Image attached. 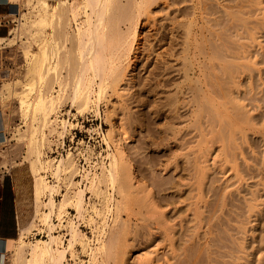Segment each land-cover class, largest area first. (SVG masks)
Listing matches in <instances>:
<instances>
[{
	"label": "bare ground",
	"instance_id": "6f19581e",
	"mask_svg": "<svg viewBox=\"0 0 264 264\" xmlns=\"http://www.w3.org/2000/svg\"><path fill=\"white\" fill-rule=\"evenodd\" d=\"M9 1L18 6L16 25L10 31L11 43L20 40L25 69L22 78H12V81L0 86V102L4 103L6 100L16 102L17 117L23 129L16 130L14 138L20 142L17 145L23 147V152L18 157L20 161L15 162L17 157L15 158V154L12 156L13 150L10 152V149H3V145L10 138L5 137L7 126L2 119L0 173L3 169L10 171L14 165H27V172L31 177V210L29 219L18 227L16 239L8 243L10 252L8 264H68V256L73 264H123V239L127 223L122 217L128 214L133 202L134 204L140 202V197L134 192L135 188L133 190L123 149L120 145H114L116 149L112 150L110 148L112 134H101L107 151L103 157L106 163L99 164L98 173L78 166L70 152L51 158L44 151L51 142V136L57 138L59 145H63L69 129L77 126L70 122V117L75 116L68 111L65 119H59V109L63 103L67 102L71 109L75 108L73 110H76V115L80 117L89 112L98 115L95 104L119 83L125 72L124 64L130 62L129 56L138 38L137 18L151 12L149 10L152 6L161 3L160 1L163 3L164 0ZM261 4L260 0H255L256 10L263 13ZM20 7L26 11H19ZM208 8L202 5V15H208ZM236 8L234 7L235 10ZM242 12L225 14L223 22L213 20L215 23L210 24L209 28L205 27L206 30L203 28L196 30L198 37L194 35L191 23L184 24L186 27L182 25L185 27L184 44L189 47L193 41L195 56L202 57L197 66L195 82L187 88L194 98L196 108L194 123L199 127L195 129L199 135L196 136L205 143L208 142L210 146L214 140H218L221 146L217 151L223 157L232 154L231 160L225 161L228 163L231 177L235 179L239 178V165L235 153H230L231 147L235 148V133L243 132L247 128L251 130L257 123L264 124V111L262 110L258 117L251 116L243 104L248 92L238 89L241 86V75L244 71L251 72L255 65L250 55L251 49L259 45L253 32L247 33L245 37L241 36V28L246 25L241 18ZM80 16L82 20L79 19ZM259 21L264 28V16ZM206 22L208 24L210 20L206 19ZM122 25L125 26L124 29ZM241 40L246 42L243 43ZM3 41L4 39L0 38V45ZM183 65H186L187 70L191 62H185ZM250 80L251 78L248 84ZM18 86L20 89H17ZM257 109L261 108L258 106ZM210 149L206 148L204 152L207 153ZM91 152V149L86 147L84 154H81L86 163ZM206 153L198 155L196 160L193 157L192 160L199 162ZM101 156L99 155L100 158ZM202 162L204 160L200 164ZM203 169L204 167L197 166L196 177L200 184L204 178ZM47 176L55 181H49ZM200 186H197L199 196L203 194ZM86 194H90L89 201L86 200ZM56 196L59 197L58 200L54 198ZM212 204L208 205L211 207ZM199 207L196 206L197 213L201 210ZM213 207L215 208V204ZM246 207L250 210V205L247 204ZM68 210L75 212L74 218L87 223L91 236H86L73 219L68 217ZM197 217L199 216L195 218ZM210 217H206L208 222ZM162 224L163 227L166 226L165 222ZM163 229L165 228H159L160 236L164 241L165 239L169 241L171 264L199 263L197 262L200 260L199 252L195 258L194 251L193 253L186 251V248H181V244L173 243L175 235ZM35 230L44 232L46 237L28 240L29 235ZM60 231H65L68 238L64 239ZM207 231H210L212 237L218 229L215 232L210 229ZM216 233L210 239L211 244L218 247V243L222 244L221 240L224 243L226 241L222 237V239L217 237L220 232ZM76 246L79 248L78 253ZM223 246L217 249L225 248ZM179 251L180 254L177 253ZM81 254L87 260L79 259ZM208 255L210 257V254ZM155 258L146 257L142 262L170 264L166 260L162 263L161 257V260ZM209 259L210 261L207 260L211 262L213 258Z\"/></svg>",
	"mask_w": 264,
	"mask_h": 264
},
{
	"label": "rangeland",
	"instance_id": "374dc122",
	"mask_svg": "<svg viewBox=\"0 0 264 264\" xmlns=\"http://www.w3.org/2000/svg\"><path fill=\"white\" fill-rule=\"evenodd\" d=\"M260 1L264 9V0ZM160 2L151 7L149 10L151 12H147L148 15L138 17L136 20L138 23L135 21L138 38L130 53V62L124 64L125 72L119 83L95 104L98 115L89 112L80 117L76 115V110H73L75 108L71 109L67 102L63 103L59 109V119H65L68 111L75 116L70 117V122L77 126L69 129L63 145H59L57 138L51 136V142L44 152L52 158L57 154H50V149L54 150V146L62 148L59 151V153L62 152L61 155L70 152L74 160L77 162L76 159H78L80 162V164L77 162L78 166L98 173L99 164L106 163L103 157L107 151L101 134H112L110 142L112 150L115 151L116 145H120L123 149L133 190L135 188V194L140 197L139 204L133 202L128 214L122 217L127 223L123 239V264H143L142 261L146 257L147 259L161 257L162 263L169 261L171 264L169 241L161 239L159 228H165L163 230L167 233L175 235L173 243L181 244L183 246L181 248H186V251L192 253L194 251L195 258L200 253L198 264L212 262H215L212 264H264V124L257 123L251 130L245 129L243 131L245 134L235 133V148L232 149L230 146V153H235L237 158L239 178L231 177L225 160H231L232 154L225 158L217 151L221 146L218 140H214L210 146L208 142L205 143L203 139L197 137L199 135L195 129L199 127H196L197 124L194 123L196 109L194 98L187 88L195 82L197 66L202 57L195 56L193 41L189 47L184 44L183 36L187 23L193 25L194 35L198 37L195 32L199 28L206 30L215 21L223 22L226 18L225 14L243 11L241 18L246 25L241 28V36L245 37L247 33L253 32L259 45L251 49L250 55L255 65L251 72L244 71L241 75L242 79L239 80L241 86L238 89L248 92L242 103L246 105V110L251 116L258 117L259 113L264 111V28L259 24L264 11L262 13L256 10L255 0H164L163 3ZM202 5L209 7L207 16L202 15ZM234 7H237L236 10ZM19 11L23 12L26 9L20 7ZM79 19L82 20V17L80 16ZM206 19L210 20V23L207 24ZM12 20L10 29L16 25L15 17ZM123 27L125 26L122 25ZM11 39L12 35L4 39L5 41L0 45V86L12 81V78H22L25 69L20 40H16L13 44ZM241 42L244 43L246 40ZM185 62H191L187 70L186 65H183ZM249 78L251 80L248 84ZM17 89L20 87L18 86ZM0 106V116L2 114L0 121L2 122L3 119L7 126L5 137L10 138L3 145V149H10V152L13 150L12 156L14 157L15 154V158L17 157L13 159L19 162L18 157L22 154L23 147L17 145L20 142L14 137L16 130L23 128L17 117L16 102L6 100L4 103L0 102ZM258 106L261 109H257ZM86 147L93 152L89 156L88 163L79 158L82 153L84 154ZM206 148L210 149L209 153L204 152ZM204 153H206L205 157L195 162L196 157ZM239 153L241 155H238ZM99 155H102L101 158ZM193 157L195 160H192ZM203 160L201 165L200 162ZM197 166L204 167V178L200 181L201 184L196 177ZM9 172L27 191V202L30 208L31 177L27 172V165H14L10 171L3 169L0 180ZM79 179L76 178V180ZM54 181L51 178V182ZM199 185L203 191L201 196L197 193ZM61 190L64 193L63 188ZM85 196L87 201L91 199L90 194ZM54 198L59 199L57 196ZM207 203L210 205L214 203L215 208L214 204L210 207ZM247 204L250 205V210L246 207ZM196 206H200L199 209H201L198 213ZM68 212L71 215L75 214L71 210ZM197 215L199 217L195 218ZM209 216H211L210 222L207 220ZM94 218L99 217L94 216ZM163 222L166 225L164 227ZM157 223L160 227L156 225ZM215 228L218 229L217 233L220 232L219 236H215L219 239L222 237L226 241L224 243L221 240V245L225 248L217 249L221 246L220 243L218 247L211 244V239L216 233ZM207 229L215 232L212 237ZM8 247L7 245L5 248V264L10 262ZM75 249L78 253L79 248L76 246ZM213 249L217 251L214 252ZM206 252L210 254L211 259L213 258L211 262ZM177 253L180 254V251ZM79 257L83 261L87 260L82 254ZM67 259L68 264H73L69 256ZM164 260L166 261L163 262Z\"/></svg>",
	"mask_w": 264,
	"mask_h": 264
},
{
	"label": "crops",
	"instance_id": "0c3cea01",
	"mask_svg": "<svg viewBox=\"0 0 264 264\" xmlns=\"http://www.w3.org/2000/svg\"><path fill=\"white\" fill-rule=\"evenodd\" d=\"M13 4L9 0H0V38L11 35L12 18L18 14V6ZM13 177L9 172L0 180V264H5L6 245L16 239L18 227L30 217L27 191Z\"/></svg>",
	"mask_w": 264,
	"mask_h": 264
},
{
	"label": "built area",
	"instance_id": "2783aa9c",
	"mask_svg": "<svg viewBox=\"0 0 264 264\" xmlns=\"http://www.w3.org/2000/svg\"><path fill=\"white\" fill-rule=\"evenodd\" d=\"M60 147H62V146H60ZM53 148H54V150L51 151V152H49L50 154H57L56 156L62 154V152L59 153V151L62 150V148L60 149L59 147H55V146H54ZM63 152H64V150H63ZM58 153H59V154H58ZM77 155H78V154H77ZM56 156H54V157H56ZM75 156H76V155H75ZM76 157H77V156H76ZM79 158H82V157L79 156ZM76 160H77V162L80 164V162L78 161V159H76ZM47 179L51 181V178H50L49 176H47ZM69 211H70V210H69ZM71 211H72V210H71ZM72 212H73V211H72ZM68 217H70L71 219H73V221L78 225V228H79L80 230H82L83 232L86 231V232H84V233L88 234V236H91L90 229H89L88 226H86V224H87L86 222H84V221H82V220H78L77 218H74V215H71L70 212H69ZM54 223L57 224V221L54 220ZM60 234H61V236H63L64 239H67V236H66L65 231H60ZM45 237H46V235H45L44 232H38V231L35 230V231L32 232L31 235H29V239H28V240L42 239V238H45Z\"/></svg>",
	"mask_w": 264,
	"mask_h": 264
}]
</instances>
